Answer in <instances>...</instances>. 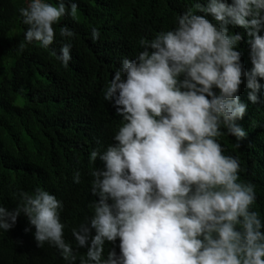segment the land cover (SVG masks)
<instances>
[{
  "label": "clouds",
  "instance_id": "clouds-1",
  "mask_svg": "<svg viewBox=\"0 0 264 264\" xmlns=\"http://www.w3.org/2000/svg\"><path fill=\"white\" fill-rule=\"evenodd\" d=\"M194 7L177 18L174 29L142 39L143 51L121 61L104 91L123 123L115 143L90 153V162L99 159L103 168L90 172L98 197L92 215L72 230L77 246L87 249L79 264H264V222L253 210L256 186L242 181L239 159L225 155L217 139L222 129L238 142L247 136L237 124L247 110L239 91L246 79L249 100L258 101L264 0H207ZM77 10L76 3L66 8L63 2L30 0L19 9L28 26L25 39L48 48L53 25L65 15L75 19ZM229 25L251 37V71L237 50L242 37L231 34ZM74 35L60 28L61 37ZM91 35L100 38L95 27ZM71 47L64 44L57 57L65 67ZM73 180L80 182L79 172ZM13 197L15 208L0 205V229L9 231L23 214L38 247L48 243L76 264L77 252L64 238L63 203L41 188ZM117 240L119 256L113 248L104 258L105 243Z\"/></svg>",
  "mask_w": 264,
  "mask_h": 264
},
{
  "label": "trees",
  "instance_id": "trees-1",
  "mask_svg": "<svg viewBox=\"0 0 264 264\" xmlns=\"http://www.w3.org/2000/svg\"><path fill=\"white\" fill-rule=\"evenodd\" d=\"M29 2L0 0V205L15 208L13 193L18 191L32 194L41 188L55 195L64 206L65 241L77 252L79 264L87 249L77 246L72 230L91 217L98 197L92 194L90 172L103 168L99 159L90 162V153L115 143L123 123L113 103L104 99V91L121 61L143 51L142 39L150 41L174 29L182 13L195 12L194 5L206 6L207 0H46L54 5L63 2L66 8L78 5L75 19L65 15L53 25L55 40L48 48L25 39L28 26L19 9ZM196 14L215 23L211 15ZM65 26L73 37L60 36ZM93 27L100 32L98 40L92 39ZM228 27L242 37L237 50L244 68L251 71V37L242 27ZM259 34L264 36V27ZM66 43L72 45L67 67L57 58ZM258 81L256 103L248 98L246 79L240 86L239 98L247 110L237 124L247 132L246 138L238 142L222 129L224 135L217 139L225 155L239 159L242 181L255 184L253 210L264 222V78ZM77 172L79 183L73 180ZM34 233L23 214L9 231L0 229V264H68L56 247L48 243L38 247ZM104 248V258L113 248L119 256V240L106 242Z\"/></svg>",
  "mask_w": 264,
  "mask_h": 264
}]
</instances>
